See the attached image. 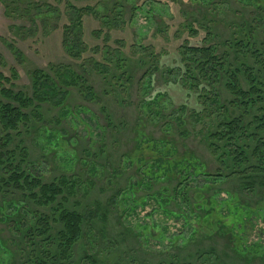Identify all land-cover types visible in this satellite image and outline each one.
<instances>
[{
	"label": "rangeland",
	"instance_id": "374dc122",
	"mask_svg": "<svg viewBox=\"0 0 264 264\" xmlns=\"http://www.w3.org/2000/svg\"><path fill=\"white\" fill-rule=\"evenodd\" d=\"M16 1L12 5L9 0H0V71L7 77L12 76L13 70L17 72L15 90L22 89L32 96V70L39 68L53 73L61 65H70L85 76L97 95L87 99L76 86H70L72 94L67 102L73 111L60 125L56 122L58 109L47 103L42 105L45 119L39 123L53 130H67L65 142L54 144L52 138L49 142L46 139L40 142L35 139L34 131L25 135L30 159L45 181L60 175L87 179L84 187L87 191L80 190L72 199L73 203L77 201L74 206H82L80 210L90 212L92 217L85 226L84 239L75 246L77 260L89 253L94 264H264V186L246 189L236 176L222 179L217 187L205 192L206 197L216 192L218 197L209 224L201 218L202 202L197 195L192 206L184 200L169 205V209L177 211L186 205L187 212L182 214L165 210L151 197L134 204L128 189L130 183L139 179L129 160L135 151L137 123H144L140 131H144L142 134L146 137L173 140L180 151L194 152L205 163L206 171L226 170L204 139V132L218 125L224 107L211 104L201 118L197 117L204 99L202 93L176 82L174 67L179 65L178 47L216 45L219 53L228 52L231 62L238 66L236 52L227 43L246 40V34L253 30L263 44L260 52L264 49V0H154L153 3L138 0L139 9L135 11L128 0ZM116 3H121L125 10L127 23L123 27L109 28L101 20L102 11L105 6L112 7ZM74 7H92L94 12H84L81 39L74 36L70 42L68 40V51L62 42V29L76 17ZM190 23L194 24L192 29L188 27ZM5 40L21 52V57ZM120 52L126 53L132 64L131 87L126 94L120 86L110 85L91 63V58L116 59ZM79 53L83 57L77 56ZM251 61L264 82V57L259 55L257 63L253 58ZM152 62L154 64L150 65ZM167 68H172L168 76ZM154 72V80L149 85L148 78ZM240 83L248 89L242 74ZM152 90L165 94L161 100L163 117L158 119H153L151 112L140 105L146 93ZM219 90L228 117L240 115V110L231 103L234 98L226 86L222 85ZM79 106L87 111H79ZM103 106L112 118L110 124L101 110ZM178 119L183 122L182 127ZM6 133L0 123L1 147L6 144ZM12 136V142L6 144L8 148H14L20 138L14 132ZM75 156L78 159L70 162ZM85 162L95 163L97 172L92 174ZM113 168L118 169V177L111 183ZM190 183L201 185L202 178ZM162 186L167 187V183L156 184L154 189ZM117 191H124L122 199L127 202L121 204L125 211L118 206L110 208L107 217L94 215L97 202L105 206ZM145 193L139 189L136 195ZM3 199L0 191V217L14 211L9 198ZM227 201L251 209V218H246L243 231L233 229L241 240L230 236L231 229L220 231L223 223L216 221L218 212L222 215L229 212ZM19 234L9 224L0 222V264H24L25 253L20 249L17 253L9 244V239H21Z\"/></svg>",
	"mask_w": 264,
	"mask_h": 264
},
{
	"label": "trees",
	"instance_id": "16d2710c",
	"mask_svg": "<svg viewBox=\"0 0 264 264\" xmlns=\"http://www.w3.org/2000/svg\"><path fill=\"white\" fill-rule=\"evenodd\" d=\"M9 1L12 5L17 2ZM128 1L134 11L139 9L138 0ZM148 1L154 2V0ZM74 9L76 17L65 23L62 29V42L67 50L68 40L70 42L74 36H77L78 40L81 39L84 12H94L92 7L86 9L74 7ZM102 12L104 16L101 15V20L109 28L123 27L127 23L125 20L127 14L121 3H116L112 7L105 6ZM149 12L152 13V9ZM193 25L190 23L188 27L192 29ZM6 44L21 57V52L13 44L7 41ZM227 44L236 52L235 62L238 64L236 67L230 60V54L219 53V47L216 45L183 44L178 47L179 65L174 68L176 82L182 83L189 90L202 93L203 109L196 112L198 118L210 109L211 104L224 107L220 111L222 113L219 115L221 120L218 125L215 129H207L204 132V139L211 153L228 171V175L226 170L224 172L220 170L219 173L206 171L205 163L194 152L185 149L180 151L173 140L158 139L152 135L146 137L142 134L144 131H140L144 123H137L135 151L129 158L139 175V179L128 186L134 204L151 197L165 210L185 214L186 205H182L178 211L169 209V205L184 200L192 206V201H195L197 195L202 202L201 218L209 224L211 214L215 212L214 209L218 204V197L216 192L212 197L207 195V198L205 192L209 188L211 190L217 187L222 179L236 176L241 179L246 189L264 186V82L251 61L253 58L257 63L259 55L264 57V49L260 52L263 44L260 36L253 30L246 34V40ZM125 55L127 56L126 53L120 52L116 59L110 57L109 60L106 56L107 61L91 58V63L98 73L110 82V85L120 86L126 94L131 87L132 64L131 59ZM77 56L83 57L82 53ZM153 64L154 62L150 63ZM171 69H166L167 76ZM12 72V76L7 77L0 71V123L7 132L5 143L9 145L12 142L13 132L20 137L14 148L6 147V144L0 146L2 149L0 150V191L4 195L3 201L9 198L14 210L12 214H3L0 222L7 223L17 233L20 232L21 238L9 239V244L17 253V249L25 253L24 264H94L89 253H85L80 260H77L75 254V246L84 239L85 226L89 225L92 217L90 212L80 210L82 206H74L77 201L73 203L72 199L80 190L87 191V188H84L88 183L87 179L83 180L81 176L76 175H60L45 181L40 169L36 168L35 163L30 159V150L25 145V135L34 131L35 139L40 142L44 139L49 142L51 138L55 139L54 144L56 141L60 144L65 142L67 130L64 128L53 130L47 124L39 123L45 119L42 105L47 103L50 107L58 109L56 122L60 125L62 120L73 111L67 102L72 94L70 86H76L87 99L96 98V92L85 76L70 65H61L53 73L39 68L32 70L30 74L32 96L22 89L15 90L14 82L18 79V74L15 70ZM154 74L155 72L153 75L150 73L149 85L154 80ZM241 74L247 80L248 89L241 86ZM222 85L226 86V90L234 98L231 103L240 110V115L228 117L229 113L226 114L228 109L223 103L221 104V93H219V87L221 88ZM163 96L165 94L159 91H148L140 103L141 108L151 112L153 119L163 117L164 107L161 101ZM78 110L87 111L82 106H79ZM101 110L108 123H112L107 108L103 106ZM251 115L253 116L248 119ZM182 123L181 119H178L179 127H182ZM104 147L105 144L102 145L101 152ZM77 159L78 157L75 156L70 162ZM85 164L92 174L97 172L98 167L95 163L85 162ZM110 175L109 182L112 183L118 177V169L113 168ZM198 178H202L201 185L190 183V180ZM161 182H166L167 187L154 189L156 184L159 185ZM139 189H143L146 193L137 197L136 193ZM123 192L117 191L108 199L105 206L97 202L94 215L107 217L109 209L118 206L125 211L121 204L127 202L122 199ZM233 204L227 201L229 212L225 215L218 212L216 221L223 223L220 231L231 229L230 236L241 240L240 235L234 233L233 229L239 228L240 232L243 231L246 218H251V209Z\"/></svg>",
	"mask_w": 264,
	"mask_h": 264
}]
</instances>
